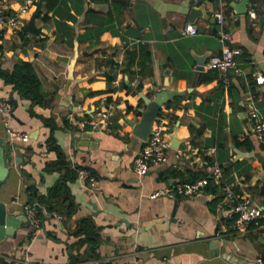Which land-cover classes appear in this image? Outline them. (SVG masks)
<instances>
[{
	"label": "crops",
	"instance_id": "0c3cea01",
	"mask_svg": "<svg viewBox=\"0 0 264 264\" xmlns=\"http://www.w3.org/2000/svg\"><path fill=\"white\" fill-rule=\"evenodd\" d=\"M240 1L43 0L35 19L41 34L0 25L1 69L11 72L18 60L30 62L43 97L33 104L0 77V100L12 104L9 113H0V136L7 126L29 135L20 142L27 147L26 162L14 168L1 199L11 209H24L55 186L65 198L57 203L60 217L41 202L35 230L22 222L15 235L0 241V264H135L138 259L257 264L264 259L263 219L249 223L244 233L221 231L226 216L216 207L218 184L211 181L204 193L184 198L148 196L179 179L208 176L206 164L214 157L238 197L264 207V151L247 132L246 108L252 100L264 117V83H256L264 76V0H248L247 11L237 13L232 5ZM4 2L5 13L22 23L36 7L23 10L24 0ZM218 11L224 14L222 26L214 17ZM188 22L196 34H182ZM221 27L230 33V44L241 48L235 56L241 74L229 72L227 83L215 69L204 64L197 69L195 60L221 52ZM164 88L183 92L157 116L167 127V161L139 175L132 161L143 141H133L128 119H139L142 95L151 99L154 89ZM106 107L113 111L106 130L87 132L74 125ZM79 168L94 177L91 189L77 179ZM211 240L218 246L214 255Z\"/></svg>",
	"mask_w": 264,
	"mask_h": 264
},
{
	"label": "built area",
	"instance_id": "2783aa9c",
	"mask_svg": "<svg viewBox=\"0 0 264 264\" xmlns=\"http://www.w3.org/2000/svg\"><path fill=\"white\" fill-rule=\"evenodd\" d=\"M5 0L0 4V25L4 24L13 32L23 26V23L15 15L5 13ZM38 0H24L22 9L29 10L37 4ZM254 16V12L250 11ZM215 20L222 26L224 23V14L221 11L214 13ZM197 33V27L192 23H186L182 29L183 35H194ZM218 39L221 45L219 54H211L207 57L204 67L207 69H215L222 80L227 83L229 80L228 73L235 72L241 74V69L238 66L235 56L240 54L239 46L230 44V33L224 28L218 30ZM256 83H264V76L258 75ZM134 87H137L139 80L135 79L132 82ZM11 102L8 99L0 100V113L7 114L11 110ZM247 119L249 126L247 132L255 136L257 143L264 151V117L261 116L252 100L246 103ZM113 111L111 108H101L91 113L88 117L75 120L74 125L80 130L87 132H96L106 130L111 125V117ZM7 123V122H6ZM7 126V125H6ZM167 129L164 119L157 117L152 124L150 134L147 140L143 141V145L139 153L133 158L132 168L139 174L143 175L149 170L162 166L167 161L169 141L165 136ZM7 133L11 140L19 142L29 141L27 133L19 132L10 127H6ZM206 172L208 176H202L189 181L178 180L167 188H161L151 192L150 198L159 196H167L172 199L184 198L194 194L204 193L207 186L212 181L219 185L221 189V198L217 202V210L222 213L225 210H230L226 217L221 221V231L244 233L247 231V226L253 221L259 219L264 220V207L254 206L249 197H238L233 188L223 181V166L216 158H211L206 164ZM76 177L85 187L91 189L95 184V179L84 168L77 169ZM37 202L27 203L24 205L26 218L31 226L37 227L40 219L38 216ZM56 214V213H54ZM57 217H60L56 214ZM135 264H145L144 261L138 259ZM257 264H264V259L258 258Z\"/></svg>",
	"mask_w": 264,
	"mask_h": 264
},
{
	"label": "water",
	"instance_id": "95a60500",
	"mask_svg": "<svg viewBox=\"0 0 264 264\" xmlns=\"http://www.w3.org/2000/svg\"><path fill=\"white\" fill-rule=\"evenodd\" d=\"M247 1L248 0H241L240 2L233 3L232 6L236 9L237 13H245L247 11ZM42 3L43 0H38L30 18L23 23L24 30L29 34L42 33L41 27L36 26L35 23V19L40 13ZM195 12H197V9L193 8L191 13L193 14ZM206 58L207 54L195 56L197 69H203V64ZM179 94H183V92L164 88L161 90L154 89V96L151 99L142 95V98L145 101V107L140 109L139 119L137 121L128 119V122L132 127L131 133L134 136L133 141L147 140L152 124L157 118L161 106L172 99L173 96ZM10 99L15 108L17 103L15 99L12 98V95ZM172 145L176 146L175 141L172 142ZM26 149L27 147L19 141L11 140L5 129L3 136H0V192L3 186L8 184L9 178L15 171L14 168L21 169V166L25 164L26 161H23L22 158ZM29 158L27 160H29ZM85 168L88 169L89 167L87 166ZM229 212L230 210H225L223 214L227 216ZM22 222L25 223L27 228L31 226L26 218L24 209H11L9 203L1 199L0 193V241L8 236L15 235L17 228H19ZM31 227L34 230L36 229L34 226ZM209 246L212 249V255L218 252V246L214 240L209 241Z\"/></svg>",
	"mask_w": 264,
	"mask_h": 264
},
{
	"label": "trees",
	"instance_id": "16d2710c",
	"mask_svg": "<svg viewBox=\"0 0 264 264\" xmlns=\"http://www.w3.org/2000/svg\"><path fill=\"white\" fill-rule=\"evenodd\" d=\"M0 77L4 79V81L8 84L12 85V88L18 92V94L26 99H29L33 104L39 103L42 100V95L40 93V81L37 76V73L33 67V65L24 60H18L11 72H5L0 67ZM130 108V107H129ZM204 176L199 175L193 177L191 180ZM181 181H189L187 178L179 179ZM57 186L51 188L48 193V197H38L35 202L38 204L39 213H40V203L43 202L47 205V209L50 212L56 213L59 212L57 208V203L60 201L63 202L65 198L61 197L58 192ZM35 195V191L33 192ZM33 203V202H31ZM73 206L69 207L72 208ZM59 214V213H57ZM86 224L88 235L91 237V229H89V221L84 219L83 225Z\"/></svg>",
	"mask_w": 264,
	"mask_h": 264
}]
</instances>
